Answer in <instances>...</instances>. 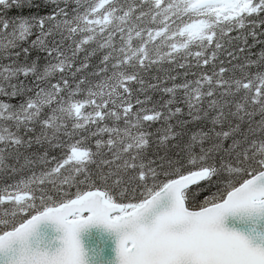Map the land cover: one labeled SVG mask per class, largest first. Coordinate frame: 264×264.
I'll use <instances>...</instances> for the list:
<instances>
[{"label": "snow or ice", "instance_id": "snow-or-ice-1", "mask_svg": "<svg viewBox=\"0 0 264 264\" xmlns=\"http://www.w3.org/2000/svg\"><path fill=\"white\" fill-rule=\"evenodd\" d=\"M257 29L264 0H0V264H264Z\"/></svg>", "mask_w": 264, "mask_h": 264}, {"label": "trees", "instance_id": "trees-1", "mask_svg": "<svg viewBox=\"0 0 264 264\" xmlns=\"http://www.w3.org/2000/svg\"><path fill=\"white\" fill-rule=\"evenodd\" d=\"M257 31H264V29H257ZM238 34H239V33H238L237 31H233V32L229 33V35H231V36H233V37H235V36L238 35ZM260 39L264 40V37H260ZM248 43H249V44H252V43H253L251 37L248 38ZM262 48H264V45L257 44L255 47L252 48V52H253V53H258ZM196 50H197V49L193 48V51H196ZM244 55H247V53H244ZM220 59H224V57L221 56ZM90 63H91V67H90L89 69H87V70L83 73V75H88V76L91 78V73H92L93 71H96V70H97V69H96V65L99 64V57L97 56V57L92 58V60L90 61ZM216 63H217V65L219 66V60H217ZM234 63H235V61H234ZM224 66H225V67H231V66L228 65V64H225ZM171 67H172L171 65H169L168 63H165V64L162 66V69H161V71H160L159 73H157V69L154 67V68L151 70L150 74H145V79L148 80V79L150 78V76H155V75H157V74L161 75V77H164V76H166V74H167V70H169ZM203 70L208 71L209 74H210L211 69H210L209 66H204V69H203ZM217 70H218V68H217ZM184 71H185L184 69L176 68L174 71L171 72L172 75H176V76L179 77V78L177 79L176 83H180V82H182V80H183V72H184ZM192 71H197V72H198V71H200V70L194 68V69H192ZM252 71H256V69L254 68V69H252ZM226 75H227V74H226ZM236 75L239 76V72H237ZM193 78H194V77L189 76V79H193ZM151 82H152V83H155L156 81H155V80H152ZM171 84H172V82H171V81H168L167 84H166L165 86H169V87H170ZM132 87H133V88H137V87H139V86L133 84ZM149 95H151L152 100H153L154 103L159 102V101H161V100H163V99H167V98H168L166 95H163V94L160 93V92H150ZM140 98L143 99V96H141ZM134 99H135V97H134ZM259 119H260V117L257 115V116L255 117V120L258 121ZM245 127H247V125H245ZM160 128H161V125H160V124H154V125H153L150 129H148V130L151 131V132H153V133H155V132H156L158 129H160ZM257 135H259V134H257ZM105 138H106V137H105ZM154 139H155V136L153 137V140H154ZM230 142H231V141H228V143H230ZM36 151H37V149H36V147H34L32 150H30V153H28V154H31L32 152H36ZM39 151L42 153V152L44 151V149L41 148V149H39ZM155 151H156V149H155V146L153 145V147L148 151V154H147L148 157H149V158L153 157ZM161 154H163V153H161ZM58 155H59V151H58V150H54V151H51V152L49 153V156H50V157H51V156H58ZM21 162H22V161H21ZM8 163H9V164H16V161H15V159L9 158ZM17 166H18V165H17ZM91 168H92V170H93L94 172L96 171V166H95V165H92ZM36 170L39 171V168H37ZM104 171H107V168H105ZM19 178H20L19 175H9V174H7L6 172L0 171V187H2L5 183H13L16 179H19ZM201 199H202V197H201Z\"/></svg>", "mask_w": 264, "mask_h": 264}]
</instances>
